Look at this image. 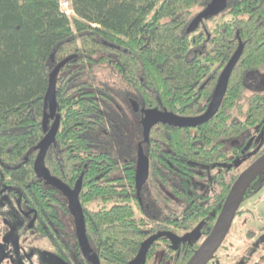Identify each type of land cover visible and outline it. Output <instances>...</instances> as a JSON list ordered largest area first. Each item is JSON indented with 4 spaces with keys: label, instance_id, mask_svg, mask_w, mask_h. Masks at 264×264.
<instances>
[{
    "label": "trees",
    "instance_id": "obj_1",
    "mask_svg": "<svg viewBox=\"0 0 264 264\" xmlns=\"http://www.w3.org/2000/svg\"><path fill=\"white\" fill-rule=\"evenodd\" d=\"M210 1L70 0L69 15L62 0H0V188L20 190L42 212L43 194L60 206L62 189L35 171L38 144L59 119L45 165L60 184L81 180L87 238L105 264H129L150 234L165 229L190 238L162 236L148 259L161 251L159 264H186L235 177L214 176L221 189L212 199L194 190V180L240 154L235 137L248 140L264 125V91L248 93L264 66V0H227L197 21ZM240 39L218 111L197 126L158 122L146 137V109L185 116L207 109ZM59 63L52 116L47 91ZM140 148L149 162L141 187ZM174 201L179 208L168 207ZM262 257L252 264H264Z\"/></svg>",
    "mask_w": 264,
    "mask_h": 264
},
{
    "label": "flooded vegetation",
    "instance_id": "obj_2",
    "mask_svg": "<svg viewBox=\"0 0 264 264\" xmlns=\"http://www.w3.org/2000/svg\"><path fill=\"white\" fill-rule=\"evenodd\" d=\"M246 136V134L241 133L232 140L240 154L236 155L232 152L227 155V159L226 157L223 159L221 164L212 167L205 176L194 180L193 186L196 192L208 195L212 199L221 189L218 179L214 176L221 177L225 181H229L231 177H235L236 180L246 167L264 153V125L253 130V134L248 140H246ZM262 150L261 154L256 155L258 151ZM206 176L209 177L210 184L216 185L215 190L211 193L199 190V186H202L200 180ZM39 180H42L45 184L59 186L62 189L61 196L56 195L57 198H60V206L53 203L51 197H46L43 194L44 201L47 202V210L42 212L39 205L33 203L30 199L23 198L25 195L20 190L11 188L9 194H4L6 189L0 188V264H105L101 261L95 246L87 238L86 221L85 230L81 231L79 229L68 192L63 187V183L60 184L53 176L50 178L39 176ZM66 199H68L69 211L66 208ZM174 202L179 207L177 202ZM242 212L241 205L234 221ZM165 230L173 231L172 229ZM257 232L259 231L257 230ZM149 250L143 259L145 263L142 262L141 264H147L148 260V264H150L151 259L156 258L158 253L161 255V251H155L154 255L148 259ZM159 261L160 257L157 258L158 264Z\"/></svg>",
    "mask_w": 264,
    "mask_h": 264
},
{
    "label": "water",
    "instance_id": "obj_3",
    "mask_svg": "<svg viewBox=\"0 0 264 264\" xmlns=\"http://www.w3.org/2000/svg\"><path fill=\"white\" fill-rule=\"evenodd\" d=\"M227 0H211L210 3L199 13L197 21H201L204 16L216 13L226 7ZM244 49V43L240 39V43L232 57L229 59L224 69L222 70L218 79L216 88L214 90L213 98L209 103V106L205 111L199 115L185 116L175 112L150 108L145 110V117L143 120L145 126L146 137L149 136L151 128L158 122L169 123L178 126H197L208 121L219 109L223 98L227 92L230 76L233 69L242 55ZM62 63H59L51 74L50 83L47 91V99L49 101L50 112L52 116L56 114V75L58 69ZM59 128V119H56L47 131L45 137L38 144L39 153L35 160V171L39 176L50 178L51 174L45 165V157L50 145L55 139L56 133ZM149 172V162L147 157L143 153V149L139 150V157L137 162V182L141 187L146 181ZM264 173V153L257 157L248 167H246L233 183L224 203L221 211L217 217L215 224L213 225L210 233L201 242L199 247L195 250L192 256L188 259L186 264H208L215 253L223 243L229 232L236 213L244 200V197L248 189L252 186L254 181ZM63 187L67 190L70 203L76 218L77 225L81 231L85 230V217L83 207L79 198L81 190V180H79L74 188L69 187L65 183ZM198 230L196 228L195 232ZM166 235L171 237L175 242L190 238L188 234L185 236H178L176 233L170 230H161L144 240L137 256L132 259L129 264H141L151 244L159 237Z\"/></svg>",
    "mask_w": 264,
    "mask_h": 264
},
{
    "label": "rangeland",
    "instance_id": "obj_4",
    "mask_svg": "<svg viewBox=\"0 0 264 264\" xmlns=\"http://www.w3.org/2000/svg\"><path fill=\"white\" fill-rule=\"evenodd\" d=\"M63 9L72 15L74 13L70 0H62ZM251 77L248 93L252 91H264V66ZM256 79V80H255ZM202 186L199 190L211 193L216 185L210 184L209 177L201 179ZM162 205V203H161ZM242 214H240L223 243L208 264H252L256 260H263L264 254V184L253 195L245 198L241 203ZM169 208H179L176 204L170 203ZM247 219V220H246ZM257 230L259 232H257ZM205 237L198 236V241L202 242ZM151 259L150 264H158L157 258Z\"/></svg>",
    "mask_w": 264,
    "mask_h": 264
}]
</instances>
